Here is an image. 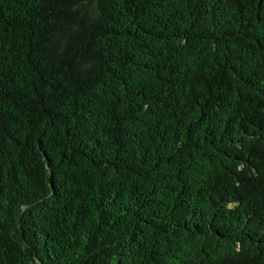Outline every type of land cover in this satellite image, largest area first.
Masks as SVG:
<instances>
[{
	"label": "trees",
	"instance_id": "obj_1",
	"mask_svg": "<svg viewBox=\"0 0 264 264\" xmlns=\"http://www.w3.org/2000/svg\"><path fill=\"white\" fill-rule=\"evenodd\" d=\"M0 264H264V0H0Z\"/></svg>",
	"mask_w": 264,
	"mask_h": 264
}]
</instances>
